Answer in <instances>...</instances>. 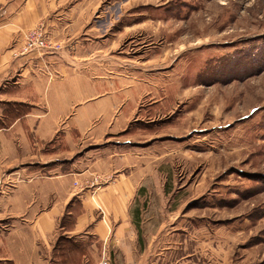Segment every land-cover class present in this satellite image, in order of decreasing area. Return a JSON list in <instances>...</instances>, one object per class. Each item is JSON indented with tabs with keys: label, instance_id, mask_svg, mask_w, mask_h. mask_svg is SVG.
Listing matches in <instances>:
<instances>
[{
	"label": "rangeland",
	"instance_id": "rangeland-1",
	"mask_svg": "<svg viewBox=\"0 0 264 264\" xmlns=\"http://www.w3.org/2000/svg\"><path fill=\"white\" fill-rule=\"evenodd\" d=\"M56 5L70 32L42 22L53 55L88 76L72 115L91 121L68 144L59 134L42 173H88L82 193L135 175L137 264H264V0ZM74 239L57 264H127L93 234Z\"/></svg>",
	"mask_w": 264,
	"mask_h": 264
},
{
	"label": "crops",
	"instance_id": "crops-1",
	"mask_svg": "<svg viewBox=\"0 0 264 264\" xmlns=\"http://www.w3.org/2000/svg\"><path fill=\"white\" fill-rule=\"evenodd\" d=\"M69 12L58 9L56 0H0V264H57L59 248L75 247L74 237L88 234L102 251L113 244L127 264H137V237L128 231L135 175L82 193L88 173L75 175L71 167L47 175L38 167L56 161L60 133L68 144L73 129L84 130L91 121L88 109L86 116L72 115L74 103L89 93L86 74L69 71L68 59L53 54L18 53L26 33L43 20L57 32H70L72 24L61 19ZM76 202L81 212L68 225Z\"/></svg>",
	"mask_w": 264,
	"mask_h": 264
},
{
	"label": "built area",
	"instance_id": "built-area-1",
	"mask_svg": "<svg viewBox=\"0 0 264 264\" xmlns=\"http://www.w3.org/2000/svg\"><path fill=\"white\" fill-rule=\"evenodd\" d=\"M63 46L60 43L52 41L47 34V28L44 22H40L31 29L23 42V45L18 52L21 56L30 54H53L60 52ZM16 53L15 55L17 56ZM100 179V177L97 178Z\"/></svg>",
	"mask_w": 264,
	"mask_h": 264
}]
</instances>
